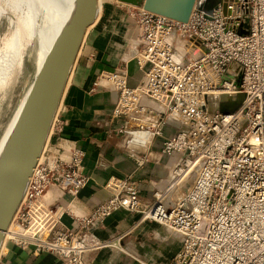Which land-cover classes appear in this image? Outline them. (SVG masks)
<instances>
[{
    "label": "built area",
    "instance_id": "1",
    "mask_svg": "<svg viewBox=\"0 0 264 264\" xmlns=\"http://www.w3.org/2000/svg\"><path fill=\"white\" fill-rule=\"evenodd\" d=\"M129 14L142 78L132 85L127 69L102 70L92 90L117 93L111 120L118 124L108 132L125 137L138 169L158 159V146L169 165L165 186L143 199L130 173L105 183L110 196L91 213L50 201L54 189L78 195L90 180L84 149L50 144L65 125L57 112L7 244L51 253L56 264H92L93 252L116 244L97 231L127 210L180 236L171 264H264V0H197L187 21L142 5ZM3 254L0 264H8Z\"/></svg>",
    "mask_w": 264,
    "mask_h": 264
},
{
    "label": "crops",
    "instance_id": "2",
    "mask_svg": "<svg viewBox=\"0 0 264 264\" xmlns=\"http://www.w3.org/2000/svg\"><path fill=\"white\" fill-rule=\"evenodd\" d=\"M123 3L118 0L106 5L101 18L86 36L71 69L70 83L58 110L65 121L63 132L50 141L53 147L60 143H74L86 152L84 166L90 177L87 186L78 195L66 194L58 188L48 196L53 202H71L83 213H91L110 196L104 185L111 177L133 174L140 181L142 198L148 200L153 199L156 190L165 186L169 175L166 157L156 152L158 146L152 148V153L158 159L150 160L142 168H137L136 163L128 157L125 137L108 132L113 122L111 113L117 101V93L107 88L92 90L94 81L102 70L123 67L129 72L132 85L142 78V71L134 59L137 45L128 16L130 8L127 3ZM117 124L118 122H113V125ZM135 138L147 140L149 135L135 133ZM139 219L140 214L127 210L116 211L107 217L104 226L97 233L103 240L114 239L116 244L93 252L92 264H133L127 262L129 255H124L130 251L152 259L154 264H168L181 249L180 247L177 251L168 248V244L165 245L166 242L171 243V237L174 238L171 231L156 222L139 223ZM63 221L70 227H76L74 220L67 215ZM157 234L163 239L157 240ZM120 235L121 240L115 238ZM3 252V258L8 264L57 263L53 254L35 252L34 247L23 249L9 243Z\"/></svg>",
    "mask_w": 264,
    "mask_h": 264
},
{
    "label": "water",
    "instance_id": "3",
    "mask_svg": "<svg viewBox=\"0 0 264 264\" xmlns=\"http://www.w3.org/2000/svg\"><path fill=\"white\" fill-rule=\"evenodd\" d=\"M125 1L134 2L147 10L177 20L187 21L197 0ZM97 13L98 0H80L56 52L38 72L30 95L5 146L0 160V240L5 235L24 188L44 148L52 119L78 50L88 26L94 22ZM241 32L247 31L242 30ZM241 82L242 78L239 75L238 85ZM240 103L241 99L237 97L230 104V108L237 109ZM39 112H42V124L39 130H36V119ZM21 152L20 168L12 173L10 168L12 160Z\"/></svg>",
    "mask_w": 264,
    "mask_h": 264
},
{
    "label": "bare ground",
    "instance_id": "4",
    "mask_svg": "<svg viewBox=\"0 0 264 264\" xmlns=\"http://www.w3.org/2000/svg\"><path fill=\"white\" fill-rule=\"evenodd\" d=\"M31 1H32L31 11L23 19L21 20L18 19L19 21L16 26L17 28L13 31V33L10 35L9 38H6L5 47L3 48V50L0 49L2 50L0 53V85L1 86L6 85L10 81L11 76L15 77V75L18 74V72H20L19 66L23 62L27 49H29V46L33 43L35 39H37L36 42L38 43V48H37L38 66H37V72H36V74H38L43 64L48 59H50L56 52L60 44V41L63 35L65 34L67 27L72 17L74 16V13L80 2V0H31ZM120 1L127 3L128 5H131V6L136 5V3L134 2H128L125 0H120ZM0 7H1V4H0ZM101 12H102V0H98V13H97L96 19L90 26H88L86 33L84 35V38L82 40L80 49L78 50L77 57L85 42V38L87 36L88 31L97 22ZM75 63H76V60L73 66L75 65ZM70 79H71V71L68 76V80L65 85L63 94L57 106L56 112L52 119L51 126L61 106L62 99L69 86ZM33 83H32V86H33ZM28 97H29L28 93H26L24 98L22 99L21 108L17 111L16 115L14 116L9 126V129L6 132V135L4 136V140H2L3 142L0 146V160L4 152L5 146L9 140V137L12 134V131L18 121L19 115L21 113V109H23L22 107H24L23 105H25ZM41 124H42V112H39L37 119H36V130H39ZM51 126L48 131L46 142L48 141L49 136L52 132ZM138 136H140V134ZM21 157H22V152L21 154H17L12 160V163L10 165L12 173L20 168ZM14 215L12 217V220L14 218ZM12 220L10 221V224L8 225L5 231V235L3 239L0 240V253L3 252V250L5 249L7 245V239L10 234L8 229L11 228L12 226Z\"/></svg>",
    "mask_w": 264,
    "mask_h": 264
},
{
    "label": "rangeland",
    "instance_id": "5",
    "mask_svg": "<svg viewBox=\"0 0 264 264\" xmlns=\"http://www.w3.org/2000/svg\"><path fill=\"white\" fill-rule=\"evenodd\" d=\"M112 1H118V0H102V10H104L106 5H109ZM0 4L2 7V8L0 7V49L3 50V48L5 47L6 38H9L10 35L13 33V31L17 28L16 26L18 24V21L23 19L25 16H27L31 11L32 1L31 0L28 1L0 0ZM126 5L129 8L132 7L131 5L128 4ZM101 16H102V12L98 19H100ZM128 16H130V14H128ZM132 31H133V27H132ZM36 41L37 39H35L32 43L33 45L31 44L29 46V49H27L25 53V57L21 64L22 66L21 65L19 66L20 67L19 68L20 72H18L19 75L16 74L15 77L11 76L10 81L6 84L7 86L0 85V91H1L0 92V146L3 142L2 140H4V136L6 135V132L8 131L14 116L16 115L17 111L21 108L22 99L24 98L26 93H28V96L30 95L32 89V83L37 77L36 72L38 66V58H37L38 43ZM2 50H0V53ZM172 235L174 238L171 237L169 239V242L171 243L169 244L166 242L165 245L168 244L167 245L168 248L178 251L179 248L182 246L181 238L180 236L176 237V235L171 232V236ZM156 238L157 240L163 239L161 236H158V234ZM124 255H129L127 262H131L133 264H154L153 263L154 261L152 259H147L144 255L141 256V254L139 256L138 254H135L134 252L130 251V253L126 252ZM172 262H173V257L172 259H170L168 264H171Z\"/></svg>",
    "mask_w": 264,
    "mask_h": 264
}]
</instances>
